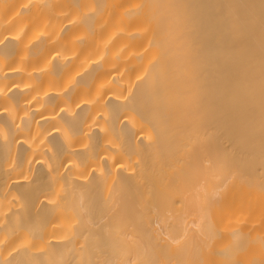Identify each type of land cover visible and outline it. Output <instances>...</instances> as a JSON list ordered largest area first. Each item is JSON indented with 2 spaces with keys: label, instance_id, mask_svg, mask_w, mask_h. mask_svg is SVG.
I'll return each mask as SVG.
<instances>
[{
  "label": "bare ground",
  "instance_id": "6f19581e",
  "mask_svg": "<svg viewBox=\"0 0 264 264\" xmlns=\"http://www.w3.org/2000/svg\"><path fill=\"white\" fill-rule=\"evenodd\" d=\"M211 257L264 264V0H0V264Z\"/></svg>",
  "mask_w": 264,
  "mask_h": 264
},
{
  "label": "rangeland",
  "instance_id": "374dc122",
  "mask_svg": "<svg viewBox=\"0 0 264 264\" xmlns=\"http://www.w3.org/2000/svg\"><path fill=\"white\" fill-rule=\"evenodd\" d=\"M97 253H98V252H97ZM102 253H103V252H102ZM187 256L189 257V255H187ZM191 256H193V255H191ZM191 256H190V257H191ZM194 256H196V255H194ZM194 256H193V257H194ZM198 256H199V255H198ZM180 257H182V256H180ZM190 257H189V258H190ZM199 257L202 258V262H204L203 259H205V262H206V260H207L206 257H205V258H203L204 256H199ZM215 257H216V256H215ZM172 258L176 259V258H178V257H172ZM172 258H169V259H172ZM184 258H185V257H184ZM186 258H187V257H186ZM189 258L187 259V261H185L186 259L184 260L185 263L182 262V259H181V258H180V261H181L182 263H184V264H186V262H187V264H188V260H189ZM208 258H210V257H208ZM211 258H212V257H211ZM217 258H221V257L217 256ZM223 258H225V256H224ZM227 258L229 259V257H227ZM227 258H226V259H227ZM160 259H163V258L160 257ZM167 259H168V258H167ZM192 259H193V258H192ZM213 259H214V258H212V260H213ZM230 259H231V258H230ZM230 259H229V260H230ZM194 260H196V258H195ZM197 260H199L198 257H197ZM197 260H196V262H197L196 264H198V263H199V264H202L201 259H200V261H197ZM210 260H211V259H210ZM215 260H218V261H219V259H216V258H215ZM215 260H213V264H214V262H216ZM220 260H221V259H220ZM222 260L224 261V259H222ZM229 260H228V261H229ZM175 261H176V260H175ZM175 261H174V263H176V262L178 263L179 259H177L176 262H175ZM180 261H179V262H180ZM190 261H191V259H190ZM223 261H220L221 264H222ZM181 262H180V263H181ZM192 262H193V260H192ZM194 262H195V261H194ZM200 262H201V263H200ZM207 262H208V263H205V264H212V262L209 261V260H208ZM210 262H211V263H210ZM225 262H227V260L224 261L223 264H225ZM232 262H233V261H232ZM232 262L229 261L228 263H232ZM151 263H153V262H151ZM151 263H150V264H151ZM174 263L172 262V264H174ZM177 263H176V264H177ZM189 263L191 264V262H189ZM233 263H234V262H233ZM93 264H94V263H93ZM154 264H160V262H159V263H154ZM193 264H194V263H193ZM203 264H204V263H203ZM217 264H219V263L217 262ZM226 264H227V263H226Z\"/></svg>",
  "mask_w": 264,
  "mask_h": 264
}]
</instances>
